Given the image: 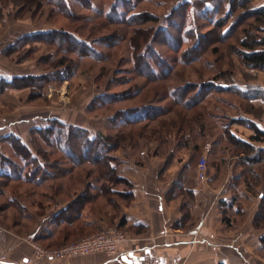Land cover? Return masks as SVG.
<instances>
[{"label":"rangeland","instance_id":"374dc122","mask_svg":"<svg viewBox=\"0 0 264 264\" xmlns=\"http://www.w3.org/2000/svg\"><path fill=\"white\" fill-rule=\"evenodd\" d=\"M125 1L131 12L136 14L130 24L115 22L107 13L116 0H0V76H54L58 72L57 58L62 55V43L69 36L66 38L65 34L54 33L47 34L44 41H34L32 38H24L28 34L41 31L70 32L79 41L85 42L92 52V57L83 59H79L76 53H70L69 56L80 64L76 75L64 81H51L43 88L42 96L33 97V89L27 86L9 88L0 93L1 155L5 156L6 161L11 160L24 166V161L18 155L23 154L31 160L28 169H36L40 163V175L47 176L40 185L0 177V221L22 234L29 233L36 223L41 225L45 217L52 216L67 203L71 206L67 208L64 216L60 215L57 219L64 217L67 221H73L82 209L89 214L96 204L98 211H107L109 214L107 199L110 200V208L113 210L111 214L118 212L120 207L119 198L104 195V198L99 199L100 195L90 189L91 184L100 186L104 182L100 179L102 170L105 171L104 164L97 166L91 162H83L75 166L55 146H46L42 134L33 133L37 128L48 126L50 120L80 125L87 129L91 128L89 125L92 123L94 128L95 125L102 128L105 116H111L123 105L133 106L143 102L151 105L162 97L156 104L164 106L166 113L147 124L126 127L125 131L130 132L132 137L128 143L132 147L136 146L137 138H169L170 134L172 138L182 142L179 127L183 123V127H187L185 132L191 133L190 146L191 143L201 142L199 113L208 114L205 115L206 123L212 125L210 131L213 128L212 134L216 135L218 132L223 134L227 128L229 131L234 129V116L247 112L250 108L258 114L263 111L261 106L252 104L238 92L221 91L208 94L207 85H204L214 80L217 74L219 75L215 80L218 83L231 81L243 90L250 87L246 82L255 80L256 77L241 59V48L237 40L250 34L264 38V30L259 31L249 26L254 20L246 16L244 8H239L233 16L230 14L225 17V26L238 23L230 36L224 37L221 34L222 28L214 26L213 23L224 17V10L221 14L214 15L210 22L202 14V9L192 7L189 21L183 26L188 5L194 6L192 4H197L199 0ZM261 4H264V0H254L251 6ZM140 15H152L157 20L143 23ZM193 32L195 35H192ZM186 34L192 39H185L183 45L179 46L181 35ZM196 42H199L198 46H195ZM133 43L137 48L133 47ZM11 44L14 45L9 48ZM77 46L81 48L82 45ZM149 50H154L157 56L173 65L170 78L150 81L134 75L133 55L136 57L146 54ZM116 78L120 80L117 82ZM188 83L193 85L191 94H196L203 85L206 95L203 104L193 109L175 102L169 93L174 86L180 88ZM107 87L115 93L142 88L136 97L122 104L91 109L95 98L104 94ZM13 135L20 137L28 145L32 155L38 157V162L30 159L29 151L15 141ZM142 142L145 143L146 140ZM197 162L195 161V165ZM259 170L262 175L259 176L257 186L260 187L258 193H262L264 164L260 165ZM52 173L55 175L49 178ZM118 187L123 188V185ZM81 194L86 203L78 202ZM95 198L99 201L90 207L89 201ZM83 222L79 218L76 226L84 225ZM59 225L62 224L54 223L49 232H44L48 237L39 242L31 240V244L36 242L43 248L50 249L66 245L67 243L62 244L63 237L71 227L67 224ZM110 226L113 223L100 230ZM77 231L79 230H75V239L68 244L94 233L86 231L85 236L76 238ZM32 248L34 253V247ZM32 259L34 260V254ZM259 263L264 264V259L259 260Z\"/></svg>","mask_w":264,"mask_h":264},{"label":"crops","instance_id":"0c3cea01","mask_svg":"<svg viewBox=\"0 0 264 264\" xmlns=\"http://www.w3.org/2000/svg\"><path fill=\"white\" fill-rule=\"evenodd\" d=\"M251 73L256 78L246 84L260 87L264 92V72ZM252 103L261 106L262 113L251 111L234 116L232 131L238 141L254 147L253 155L254 151L264 149V99ZM108 115L102 128L97 125L94 128L90 123V130L107 133L108 118L113 114ZM211 126L206 123L201 142L191 143L189 147L170 134L168 139L137 138L136 146L129 143L112 153L120 160L118 173L132 185L114 187L108 194H100L97 186L92 191H98L95 193L100 195L99 199L104 195L119 198V213L111 214L109 199V214L98 211L97 197L89 201L90 207L96 204L94 210L87 214L82 209L75 222L79 218L84 220L85 232H97L112 223L127 231L130 239L120 244L119 257L94 253L71 259H32L31 240L39 242L48 237L44 232H49L54 223L71 222L64 217L57 219L66 214L67 203L53 217H45L41 225L33 224L26 234L0 221V264H262L259 260L264 259L261 243L264 229L256 228L253 223L262 196L258 193L260 187L256 186L253 193L244 181L243 158L247 154L241 145L229 142L225 131L213 135ZM203 157L208 162L205 180L199 179L197 172L199 158ZM195 161H198L196 165ZM263 164L264 158L253 167L258 176L262 175L259 167ZM85 232H77L76 238L85 236ZM75 235L66 234L63 240H73Z\"/></svg>","mask_w":264,"mask_h":264},{"label":"trees","instance_id":"16d2710c","mask_svg":"<svg viewBox=\"0 0 264 264\" xmlns=\"http://www.w3.org/2000/svg\"><path fill=\"white\" fill-rule=\"evenodd\" d=\"M253 1L254 0H199L197 4H192L194 6L188 5V11L185 15L183 26L189 21L190 11L192 7H195V9L197 8L199 10L202 9V14L210 22L213 20L214 15H219L224 10V17L216 20L213 23L214 26L222 28V36L227 37L230 36L232 30L234 29V27H236L238 22L232 23L229 26H225V17L230 14L233 16L237 13L238 9L242 7L246 10V16L254 20V22L249 24V26L259 31H262L264 30V4H261L256 7L251 6V3ZM208 4H210V6H207ZM128 5L129 4L126 3L125 0H116L110 12L107 13L112 16V19H115V22L130 24L132 18L136 14H133L131 12V8H128ZM140 19L143 23L157 20V18L152 15H140ZM187 32H192V30H187ZM54 33H61L63 35L65 34V37L69 36L68 38L66 37L67 39L64 40V43H66V45L62 43V47L60 49L62 55L57 58L58 60L56 63V68L58 69V72H56L54 76H51L50 74H28L23 76L15 75L11 77H0V93H3L6 89L9 88H20L22 86H27L33 89V97L42 96L43 88L51 81H64L76 75L80 64L79 61H75V58H71L69 56L70 53H76L79 59L92 57V52L88 45L85 42L79 41L76 36L70 32L41 31L38 33L25 35L24 38H32L34 41H44L43 39H46L45 36L47 34L53 35ZM192 35H195V33L193 32ZM181 39V41L179 42L180 44L177 43L179 44V46H182V43L184 41L190 40L192 39V37H189L186 34V36L181 35ZM237 43L241 48V59L246 65V67L249 68L251 71L258 70L264 72V38L261 36H257L256 34H250L244 38H239L237 40ZM77 44H81V48H79ZM13 45L14 44H11L9 48H11ZM198 45L199 42H196L195 46ZM133 47L137 48V45L133 43ZM138 59H140V61H138ZM132 60L134 66L133 73L135 76L144 77L146 79H149L150 81H159L170 78V75L172 74L173 65H171V63H169L165 59H162L161 57L157 56L154 50H151V52L149 50L146 54H140L136 57L135 55H133ZM217 75L214 76V80H211L204 84L207 85V89L209 92L208 94H210V92L234 91L238 92L240 95L248 99L251 103L258 98L264 99V92L260 90V87L247 84L250 87L248 89L243 90L239 88L240 86L231 81L225 82L224 84L218 83L215 80ZM116 79L117 82L118 80H120V78ZM203 87L204 86L202 85V87H200L196 94H191V89L193 88V85L188 83L182 87L180 86V88L179 86H174V88L171 89L169 93L170 97L175 102L182 104L187 108L193 109L195 107L201 106L206 99ZM141 88L142 87H138V89L136 90H131L130 92L126 91L125 93H115L110 91L107 87V91H105L106 93L104 92V94H101L95 98V100L93 101L94 104L92 103L91 105V109H96V107L99 106L111 107L115 104H122L123 102L129 101L133 97H136L140 93ZM160 99H162V97L155 100L154 103L151 105H145L144 102L142 104H136L133 106L123 105L122 108H120L111 117L108 118L109 127L107 133H104L102 131L93 133L90 128L87 129L86 127L80 125H74L56 120H50V124L48 126H45L43 128H37V130H34L33 133L42 134V140L45 142L46 146H55V148L59 152H61L67 159H69L75 166L80 165L83 162H91L96 164L97 166L100 164H104L105 171L102 170L100 178L103 179L104 182L100 186H97L96 184H91L90 189L93 190V187L97 186V190L100 192V194H108V192L111 193L112 188L117 187L118 185H123L125 187H129L132 185L127 178L120 176L117 169V165L119 164L120 160L119 158L112 155L114 151L125 147L126 144L132 138L131 133L126 132L125 128L132 127L134 125L147 124L150 121H154L156 118L164 115L166 113L165 107L161 106L160 104H156L160 102ZM251 111L252 109L250 108L247 112ZM199 115L201 118L199 136H202L206 128V114L204 115L202 113H199ZM232 121L235 120L233 119ZM246 123L248 122L246 121ZM183 126V123H181L179 127V131L182 132L181 134L183 139L182 142L179 140V143L184 145V147H188L190 139L192 137L189 131L185 132V129H187V127ZM224 131L229 142L240 144L242 149L246 152L247 156L243 158V163L248 165V168H246V176L244 178V181L249 191L255 193L257 183L260 181V177L258 176V174H256L255 169L253 167L255 164L260 163L261 160L264 158V149L256 150L252 155L251 152L255 150L253 146L248 143L238 141L236 138L237 136L232 130L229 131V129L227 128ZM63 133H65L66 136H64ZM159 136H161L160 132ZM13 139L17 142H20L21 145L29 151L28 154L30 155V159L36 160L37 162L39 161L36 155H32V152L31 150H29L28 145L24 144L21 141L20 137L13 135ZM158 139H161V137ZM164 139H168V137ZM18 155L24 161V166L18 165L11 160L6 161L5 156H2L0 153V177L8 180H24L34 182L38 185L43 184V182L47 179V176H44V174L40 175L41 169L39 167L41 166V164L38 163V168L36 169H28L27 167L31 160H28V158L23 154L19 153ZM54 175V173L50 174L49 178L53 177ZM98 191H96L97 194ZM260 194L262 196H260L258 212L254 218L253 223L256 228L264 229V192ZM78 202L86 203V199L83 197L82 194L79 196ZM78 217L79 215H77V217L73 221L67 224L71 228L65 233V235L71 232L75 233V230H79L77 232H85V225L76 226L78 221H75ZM112 227L120 228L119 226ZM70 241L71 240H63L62 244H68V242ZM261 243L264 247V235L261 237Z\"/></svg>","mask_w":264,"mask_h":264},{"label":"built area","instance_id":"2783aa9c","mask_svg":"<svg viewBox=\"0 0 264 264\" xmlns=\"http://www.w3.org/2000/svg\"><path fill=\"white\" fill-rule=\"evenodd\" d=\"M207 171L208 162L203 157L200 159L197 167L199 179L205 180L207 178ZM129 239L130 235L127 231L110 226L55 249L43 248L39 243L32 242L34 260L71 259L94 253H104L110 258H117L120 256V244Z\"/></svg>","mask_w":264,"mask_h":264},{"label":"water","instance_id":"95a60500","mask_svg":"<svg viewBox=\"0 0 264 264\" xmlns=\"http://www.w3.org/2000/svg\"><path fill=\"white\" fill-rule=\"evenodd\" d=\"M123 260H124V261H127V259H126V258H123Z\"/></svg>","mask_w":264,"mask_h":264}]
</instances>
